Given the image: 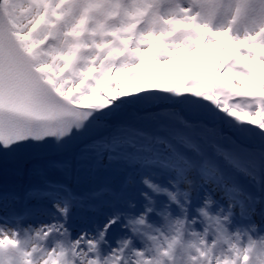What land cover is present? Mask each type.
<instances>
[{
  "label": "snow or ice",
  "instance_id": "obj_1",
  "mask_svg": "<svg viewBox=\"0 0 264 264\" xmlns=\"http://www.w3.org/2000/svg\"><path fill=\"white\" fill-rule=\"evenodd\" d=\"M50 141L0 264H264V0H0V166Z\"/></svg>",
  "mask_w": 264,
  "mask_h": 264
},
{
  "label": "bare ground",
  "instance_id": "obj_2",
  "mask_svg": "<svg viewBox=\"0 0 264 264\" xmlns=\"http://www.w3.org/2000/svg\"><path fill=\"white\" fill-rule=\"evenodd\" d=\"M73 156L74 149H71V151H69V149L55 148L44 151L43 153L37 155L22 156L20 159L10 158L6 165V168L0 166V184L7 183L10 186L14 185L17 175L20 174V170L24 169L26 166H30L31 164H33L36 158H39L43 161H57L61 159L67 160V158L73 159ZM96 179L97 177L95 178V180ZM87 189L88 186H84V190L87 191Z\"/></svg>",
  "mask_w": 264,
  "mask_h": 264
},
{
  "label": "rangeland",
  "instance_id": "obj_3",
  "mask_svg": "<svg viewBox=\"0 0 264 264\" xmlns=\"http://www.w3.org/2000/svg\"><path fill=\"white\" fill-rule=\"evenodd\" d=\"M31 170V169H30ZM55 174V177L56 178H62V176L65 178V175H64V173L59 169V170H54V169H52V170H50V172H49V174ZM108 173L109 172H106V173H101V174H99V177L100 176H104V177H107V176H112V178H110V180H113L114 178H115V176H114V174L113 173H110L109 175H108ZM29 174V179H28V181H29V184L31 183V182H34V181H36V180H38L36 177H33V173L31 172V173H28ZM58 176V177H57ZM98 177V176H97ZM63 179V178H62Z\"/></svg>",
  "mask_w": 264,
  "mask_h": 264
}]
</instances>
